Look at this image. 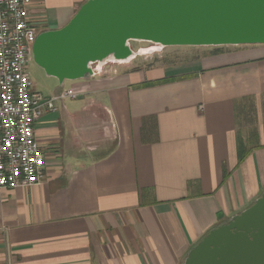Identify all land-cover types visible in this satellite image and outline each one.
I'll list each match as a JSON object with an SVG mask.
<instances>
[{"label": "crops", "instance_id": "obj_1", "mask_svg": "<svg viewBox=\"0 0 264 264\" xmlns=\"http://www.w3.org/2000/svg\"><path fill=\"white\" fill-rule=\"evenodd\" d=\"M85 2L33 0L39 33ZM168 48L227 51L70 81L35 125L44 182L0 191V264H182L261 195L264 44Z\"/></svg>", "mask_w": 264, "mask_h": 264}, {"label": "water", "instance_id": "obj_2", "mask_svg": "<svg viewBox=\"0 0 264 264\" xmlns=\"http://www.w3.org/2000/svg\"><path fill=\"white\" fill-rule=\"evenodd\" d=\"M128 41L162 47L264 44V0H86L64 27L38 34L32 56L61 87L89 78L90 63L135 57ZM182 264H264V191L210 230Z\"/></svg>", "mask_w": 264, "mask_h": 264}, {"label": "built area", "instance_id": "obj_3", "mask_svg": "<svg viewBox=\"0 0 264 264\" xmlns=\"http://www.w3.org/2000/svg\"><path fill=\"white\" fill-rule=\"evenodd\" d=\"M32 6L33 0H0V191L44 182L45 157L35 125L44 113L56 111L54 101L77 97L71 89H61L49 98L32 90L28 66L40 32ZM107 64L89 66L98 75Z\"/></svg>", "mask_w": 264, "mask_h": 264}, {"label": "rangeland", "instance_id": "obj_4", "mask_svg": "<svg viewBox=\"0 0 264 264\" xmlns=\"http://www.w3.org/2000/svg\"><path fill=\"white\" fill-rule=\"evenodd\" d=\"M37 25H40V19L38 20ZM56 25V23H51L49 26L50 28L54 29ZM128 46L130 50L135 54V57L122 66H127L131 69H138L142 67H165L179 70L185 67H189V65L193 64L199 58L204 57L208 54L227 51L205 48L184 50L170 49L168 47H162L144 41H128ZM109 64L111 65L114 63L109 62ZM28 73L33 84L32 90L36 93H39L44 98H49L61 89H67L70 84V81H65L60 87L59 81L54 77L48 76L46 72L37 63L34 62L33 56L32 61L28 66ZM250 128L251 130L253 129V127Z\"/></svg>", "mask_w": 264, "mask_h": 264}, {"label": "trees", "instance_id": "obj_5", "mask_svg": "<svg viewBox=\"0 0 264 264\" xmlns=\"http://www.w3.org/2000/svg\"><path fill=\"white\" fill-rule=\"evenodd\" d=\"M247 152L248 151H246L245 149L239 150V162H242L243 161V159H244V157H245V155H246Z\"/></svg>", "mask_w": 264, "mask_h": 264}, {"label": "bare ground", "instance_id": "obj_6", "mask_svg": "<svg viewBox=\"0 0 264 264\" xmlns=\"http://www.w3.org/2000/svg\"><path fill=\"white\" fill-rule=\"evenodd\" d=\"M133 58H134V57H132V58H130L128 61H124V62H126V63H127V62H129L130 60H132ZM107 61H109V62H115V61H112V60H110V59H109V60H107Z\"/></svg>", "mask_w": 264, "mask_h": 264}]
</instances>
